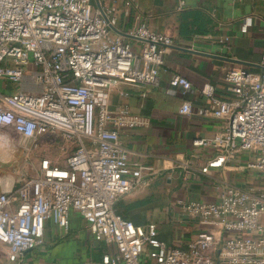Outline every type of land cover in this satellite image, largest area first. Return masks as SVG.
I'll use <instances>...</instances> for the list:
<instances>
[{"label": "built area", "instance_id": "obj_1", "mask_svg": "<svg viewBox=\"0 0 264 264\" xmlns=\"http://www.w3.org/2000/svg\"><path fill=\"white\" fill-rule=\"evenodd\" d=\"M186 5L178 0L177 11ZM117 24L114 6L93 7L92 0H0V83L14 88L0 92V130L32 142L58 135L74 145L64 166L44 158L35 177L23 176L0 193V248L7 264H24L27 253L42 247L49 223L57 236H67L74 215L96 243L105 244L101 264H264V183L260 189L226 185L214 201L181 204L177 217L209 229L181 248L161 240L156 223L136 225L116 213L121 199L144 191L158 175L130 163L120 131L145 122L127 105L112 110L111 96L121 86L158 88V72L174 46L145 22L125 36ZM224 81L231 91L227 100L211 85L201 90L210 104L196 114L217 119L220 128L195 139L192 159L170 171L184 183L200 155L208 169L222 170L237 155L252 153L256 159L246 167L264 176V69L235 66ZM169 85L180 97L193 89L179 75ZM179 113L191 115L192 104L184 101Z\"/></svg>", "mask_w": 264, "mask_h": 264}, {"label": "crops", "instance_id": "obj_2", "mask_svg": "<svg viewBox=\"0 0 264 264\" xmlns=\"http://www.w3.org/2000/svg\"><path fill=\"white\" fill-rule=\"evenodd\" d=\"M99 2L103 7L116 8L118 24L115 30L118 34L126 35L142 21L152 31L174 41V46L167 51L164 66L158 72L160 86L156 89L121 86L112 94L110 108L115 110L120 104L127 105L132 116L145 122L141 126L122 129L120 140L129 152L131 164L141 163L158 175L144 191L121 199L115 205L116 212L136 225L156 223L161 240L174 247H184L198 233L209 229L200 225L197 219L177 217L181 204L214 201L226 185L260 189L264 183L260 172L246 167L256 159L252 153L237 155L222 170L208 169L205 155H200L195 161L193 159L196 170L189 183H184L177 171L170 172L178 164L192 159L195 139L212 137L220 128L217 119L196 114L197 110L210 104V100L201 94L203 87L211 85L217 97L227 100L231 97L224 81L228 69L243 66L253 73L263 71L264 0H187L182 11H177L178 0ZM92 5L98 6L94 0ZM131 42L135 49H141L142 43ZM173 75L189 80L192 91L180 97L177 89L169 85ZM12 90L11 85L0 83V92ZM119 91L128 92L130 96L123 99ZM184 101L192 104L191 115L179 113ZM21 177L10 181L11 184L7 182V186L3 184L0 193L18 186ZM72 230L87 232L83 221L76 215L73 216ZM56 231V227L49 223L48 237L58 238L55 237ZM83 237L84 234H80L78 238ZM221 240L220 237L218 247ZM93 243V253L85 256L89 260L86 259L84 264H101L105 244L94 240ZM63 246L66 242L57 246L45 243L27 253L24 264H58L49 251L53 253ZM84 248L87 251V245ZM74 249L75 246L72 249L66 247V253L75 252Z\"/></svg>", "mask_w": 264, "mask_h": 264}, {"label": "rangeland", "instance_id": "obj_3", "mask_svg": "<svg viewBox=\"0 0 264 264\" xmlns=\"http://www.w3.org/2000/svg\"><path fill=\"white\" fill-rule=\"evenodd\" d=\"M94 4L97 6L96 0ZM73 151L74 145L64 141L58 135H46L37 142H32L19 137L13 131L0 130V191L3 184L7 186V182L18 179L20 176L35 177L40 170V162L44 158H48L53 165L64 166L67 157ZM80 234H84L82 239L78 238ZM55 237L58 238L52 239L46 235L44 244L57 246L66 242V246L53 250V253L49 251L58 264H84L86 259L89 260V257L85 259V256L93 253V240L85 231L76 233L71 230L64 239L63 236ZM72 241L75 242L74 245ZM84 245H87V251ZM74 246L75 252L67 254L66 247L72 249ZM0 262L7 264L6 254L2 248H0Z\"/></svg>", "mask_w": 264, "mask_h": 264}, {"label": "water", "instance_id": "obj_4", "mask_svg": "<svg viewBox=\"0 0 264 264\" xmlns=\"http://www.w3.org/2000/svg\"><path fill=\"white\" fill-rule=\"evenodd\" d=\"M96 2H97V5H100V2H99V0H96ZM123 36H125V35H123Z\"/></svg>", "mask_w": 264, "mask_h": 264}, {"label": "trees", "instance_id": "obj_5", "mask_svg": "<svg viewBox=\"0 0 264 264\" xmlns=\"http://www.w3.org/2000/svg\"><path fill=\"white\" fill-rule=\"evenodd\" d=\"M116 211V210H115ZM117 213V212H116ZM118 214V213H117ZM122 217V216H121Z\"/></svg>", "mask_w": 264, "mask_h": 264}, {"label": "bare ground", "instance_id": "obj_6", "mask_svg": "<svg viewBox=\"0 0 264 264\" xmlns=\"http://www.w3.org/2000/svg\"><path fill=\"white\" fill-rule=\"evenodd\" d=\"M8 181V180H7ZM10 184H11V182H10Z\"/></svg>", "mask_w": 264, "mask_h": 264}]
</instances>
